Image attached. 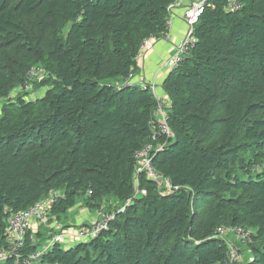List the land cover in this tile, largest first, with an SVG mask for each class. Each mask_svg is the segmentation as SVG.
Masks as SVG:
<instances>
[{
	"label": "trees",
	"instance_id": "1",
	"mask_svg": "<svg viewBox=\"0 0 264 264\" xmlns=\"http://www.w3.org/2000/svg\"><path fill=\"white\" fill-rule=\"evenodd\" d=\"M236 1V12L207 1L195 47L162 83L173 137L153 167L179 188L165 192L136 172L157 99L119 81L145 40L164 38L176 0H0V250L11 216L57 191L50 220L79 200L130 204L96 239L33 264H227L228 227L252 231L237 245L250 248L245 264H264V0ZM32 85L48 91L18 93ZM37 234L23 259L45 249Z\"/></svg>",
	"mask_w": 264,
	"mask_h": 264
},
{
	"label": "built area",
	"instance_id": "2",
	"mask_svg": "<svg viewBox=\"0 0 264 264\" xmlns=\"http://www.w3.org/2000/svg\"><path fill=\"white\" fill-rule=\"evenodd\" d=\"M208 0H200V2H193L191 0L190 5L185 8L183 14V20L186 25L189 27L188 34L186 38L181 41L177 46L175 54L172 58L166 63L165 67L170 70H175L179 64L187 57H189L191 50L195 46V40L193 39V30L195 25L198 23V20L204 10ZM229 4L230 11H238L241 9V5L236 0H226ZM182 0H176L175 5H178ZM173 5L170 8V11L175 8ZM167 32L163 39H167L171 29V19H168L166 23ZM153 39V38H152ZM152 39L146 40L142 43L141 48L145 52L150 49V41ZM46 74L41 69H32L30 71V77L37 79L39 82L45 78ZM150 89L155 93L156 87L154 84L150 86ZM163 100L159 99V114L162 112ZM156 125V123H154ZM161 137H171V132L167 126L165 116H162L161 121H159L155 127V131L152 137V142L146 144L135 156L137 168V174H146L150 179L161 180V176L155 172L152 166V154L155 150H163L165 145L157 143ZM157 144V145H155ZM165 188L170 192L172 190H178L179 188L173 187L169 181L164 182ZM145 191H142V194H145ZM39 203L35 207L29 209L26 212H21L14 215L9 221V228L7 231V241L6 247L0 250V264L8 260H14L15 264H33V262L38 261L43 255L52 249L55 243L61 242L63 237H56L47 246L45 249L38 250L36 253L32 254L30 257L23 259L21 255V249H24L26 246L28 232L31 227V223L34 219H40L42 216V211L45 205ZM125 209H122L124 211ZM115 216L112 214H103L100 219L93 222L91 227L88 229L81 230L77 236L79 239L88 240L91 238L97 237L100 232L104 229H107L110 221L114 220ZM220 237L232 235L236 240L247 243L251 241L252 233L249 230L244 228H221L218 230ZM29 241L36 244V239L32 236L29 237ZM240 261L239 251L236 246L230 245L227 252V264H238Z\"/></svg>",
	"mask_w": 264,
	"mask_h": 264
},
{
	"label": "crops",
	"instance_id": "3",
	"mask_svg": "<svg viewBox=\"0 0 264 264\" xmlns=\"http://www.w3.org/2000/svg\"><path fill=\"white\" fill-rule=\"evenodd\" d=\"M192 1L200 2V0H192ZM190 2L191 0H182L180 4L175 5V8L172 10V13H171L172 27H171L168 38L167 39H163V38L157 39L150 44L151 48L149 49V51H146L141 56H139L138 61H137V70L135 74L131 76L132 83H134L137 86L144 82L157 83L160 86L158 94L160 96H163L165 100H167V97L164 95L162 91V83L164 82L170 70H168L165 66L163 67V64L164 63L166 64V62L171 58L173 53L176 51L177 46L181 43V41L188 34V27L183 20V14H184L185 8L190 5ZM119 82H118L119 85H122V84H125L126 80H121ZM86 209L92 212V210H90L84 205L83 201H79V204L71 210L74 212L79 222L77 224V228L76 227L74 228L78 229L79 227L89 224L91 222V219L93 220L95 219L94 217H96L98 213L96 210H94L93 212L94 214L91 213L92 214L91 217L88 214L89 218L83 219L82 213L85 216ZM51 220H50L51 222L50 224H51V227H55L53 229L55 233L61 232L59 228H62V229L67 228L70 230H75L71 227L70 224H62L61 221L55 217L51 218ZM35 232H38L37 234L39 235L38 240L42 239L40 241V244L44 245L45 242L43 240L48 239L50 235L48 227L39 228V230H36ZM40 233L43 234V237H41L42 235H40ZM232 240L233 242L237 243V240H235L233 236H232ZM70 243L71 241L66 242L63 246L66 248V245H69ZM77 243H78L77 241L74 242V244H72L68 248L75 246Z\"/></svg>",
	"mask_w": 264,
	"mask_h": 264
},
{
	"label": "bare ground",
	"instance_id": "4",
	"mask_svg": "<svg viewBox=\"0 0 264 264\" xmlns=\"http://www.w3.org/2000/svg\"><path fill=\"white\" fill-rule=\"evenodd\" d=\"M229 8V7H228ZM229 11H230V9H228ZM239 11V10H238ZM232 12V11H231ZM234 12H236V11H234ZM201 17V16H200ZM171 19V18H170ZM200 19V18H199ZM199 21V20H198ZM196 26V25H195ZM171 27H172V19H171ZM171 30V29H170ZM150 39H152V38H150ZM149 40V39H148ZM155 40H157V38H154L153 37V39L150 41V44L153 42V41H155ZM146 41V40H145ZM149 44V45H150ZM195 47V46H194ZM193 50V49H192ZM191 50V51H192ZM176 52V51H175ZM175 52L173 53V55L175 54ZM191 54V53H190ZM172 55V56H173ZM172 56H171V58H172ZM190 56V55H189ZM170 58V59H171ZM169 59V60H170ZM186 59V58H185ZM184 59V60H185ZM168 60V61H169ZM183 60V61H184ZM167 61V62H168ZM182 61V62H183ZM166 62V63H167ZM181 62V63H182ZM180 63V64H181ZM166 65V64H165ZM168 69V68H167ZM168 70H170V69H168ZM170 71H172V70H170ZM125 83H127V86L128 87H132V86H137V85H135V84H133L132 83V77H129V78H127L126 79V82ZM152 84H154L155 85V87H156V90H155V93H153L152 91H151V89H150V86L152 85ZM124 86H125V84H124ZM138 87L141 89V90H149L150 92H151V94H153L155 97H156V99H157V102H158V109H157V111H156V113H155V119L154 120H152L151 121V125H154L155 127H156V125H157V123L159 122V121H161V119H162V116H165V119H166V123H167V109L165 108L166 107V100L164 99V97L163 96H160L159 94H158V91H159V85L157 84V83H155V82H151V83H146V82H144V83H142V84H140V85H138ZM159 99H161V100H163V106H162V112L159 114L158 112H159ZM154 123H156V125L154 124ZM167 126H168V124H167ZM155 127H154V129H153V133H152V137H153V134H154V131H155ZM169 127V126H168ZM169 130H170V128H169ZM170 132H171V130H170ZM172 137H173V135H172V132H171V137L170 138H167V137H161L159 140H158V142L157 143H161L162 145H165L164 146V148H163V150L165 149V147L167 146V144H168V141L169 140H171L172 139ZM164 139H166V140H164ZM150 142H152V139H151V141ZM149 142V143H150ZM148 144V143H147ZM155 145H157V144H155ZM145 146V145H144ZM143 146V147H144ZM142 147V148H143ZM162 151V150H161ZM155 153L156 152H160L158 149L157 150H155L154 151ZM154 152H153V154H154ZM153 154H152V166H153ZM154 168V167H153ZM156 172V171H155ZM157 173V172H156ZM141 174H138V177L140 176ZM161 176V175H160ZM148 177V176H147ZM149 178V177H148ZM155 180H157V178H155ZM154 180V181H155ZM166 180H162V177H161V180H158V181H156V182H159L160 184H162L161 185V187L162 188H164L165 189V185H164V182H165ZM168 181V180H167ZM137 182H138V180H137ZM170 182V181H169ZM172 185V184H171ZM166 190H167V188H166ZM142 191H145V190H142ZM142 191H139L141 194H142ZM146 192V191H145ZM165 192H169L168 190L167 191H165ZM147 193H145V194H143V195H146ZM64 198V194L62 193V192H57V191H51L50 193H49V195H48V197L47 198H44V199H42L41 201H39L37 204H35L33 207H35L36 205H38L39 203H43L42 205L44 206L45 205V207L43 208V211H42V216H41V218L40 219H34L33 221H32V223H31V225H39V228H42V227H51V226H49V222H50V213H51V211H52V209H53V206L58 202V200H61V199H63ZM130 204V202H128L126 205H124L121 209H119L118 211H113V212H111V213H109V214H112V215H114L115 216V218H114V220L116 219V217H117V215L118 214H120V213H124L125 211H126V207L128 206ZM33 207H31V208H33ZM31 208H29V209H31ZM28 209V210H29ZM122 209H125L124 211H122ZM27 210V211H28ZM22 212H26V211H22ZM18 213H21V212H18ZM18 213H16V214H18ZM16 214H13L12 216H11V218L14 216V215H16ZM103 214H107V213H103V211L101 210L100 212H98V214H97V216H98V219L97 220H99L100 219V217H101V215H103ZM11 218H10V220H11ZM114 220H112V221H114ZM112 221H110L109 222V224L112 222ZM93 222H95V221H91L89 224H87V225H85V226H82V227H80V229L78 230V233L81 231V230H83V229H88V228H90L91 227V225H92V223ZM109 224H108V227H109ZM107 227V228H108ZM55 227H51V229L53 230ZM229 228V227H228ZM238 228H242V227H238ZM57 229V228H56ZM245 229V228H244ZM59 230H61V232L60 233H52V237L49 239V243L54 239V238H56V237H60V236H62L63 237V240L61 241V242H57V243H55L54 244V246L56 245V244H61V245H64L66 242H70L71 241V237H70V233H69V231H70V229H62V228H59ZM104 230H107V229H104ZM104 230H102L101 232H100V234L104 231ZM246 230H248V229H246ZM35 232L34 231V229H30L29 230V232H28V236H29V234H30V232ZM250 231V230H249ZM251 233H252V231H250ZM99 234V235H100ZM99 235L97 236V237H99ZM33 238H35V236L32 234L31 235ZM220 236V235H219ZM228 236H232V235H228ZM97 237H95V238H91V239H88V240H82V239H79L78 238V240H77V242H89L90 240H93V239H96ZM225 237V236H224ZM234 237V236H233ZM252 237H253V234H252ZM235 238V237H234ZM236 239V238H235ZM238 241V240H237ZM238 242H240V241H238ZM252 242V238H251V241L250 242H247V243H243V244H249V243H251ZM240 243H242V242H240ZM230 245H234V246H236L237 247V249H238V251H239V255H240V261H239V263L242 261V256H241V250H240V248L238 247V245H237V243H235V242H233L232 240H229L228 241V250H229V246ZM228 250H227V252H228ZM227 255V254H226ZM10 261H12L13 262V264H15V261L14 260H8V261H6V262H3V263H1V264H7V263H9Z\"/></svg>",
	"mask_w": 264,
	"mask_h": 264
},
{
	"label": "rangeland",
	"instance_id": "5",
	"mask_svg": "<svg viewBox=\"0 0 264 264\" xmlns=\"http://www.w3.org/2000/svg\"><path fill=\"white\" fill-rule=\"evenodd\" d=\"M188 27V26H187ZM188 31H189V27H188ZM186 38V37H185ZM184 38V39H185ZM183 39V40H184ZM182 40V41H183ZM153 47V46H152ZM151 48V47H150ZM147 51H149V50H147ZM146 52V51H145ZM165 66V63L163 64V67ZM40 82H42V80L40 81ZM134 84V83H133ZM124 86V85H123ZM125 87H128L127 86V83H125ZM48 90L46 89V88H44V87H42V88H37V89H34V85H32V86H29L28 88H27V90H25V91H23V90H18V93L21 95V94H23V95H25V98L27 99V100H37V99H40V98H42L43 97V95H45L46 94V92H47ZM0 109H1V106H0ZM0 114H1V111H0ZM79 201H82V200H79ZM105 202H106V204L104 205V207H103V213H107V214H109V213H111V212H113L115 209H117V207L115 206V200H114V198H108L107 200H105ZM91 210V209H90ZM94 212V210H92V212H90L89 210H87L86 209V211H85V213H86V215L84 216L83 215V213H82V217H83V219H88L89 217H88V214L90 215V217H91V213H93ZM94 214V213H93ZM98 214V213H97ZM95 219L93 220V219H91V221H97V219H98V216L96 215V217H94ZM61 223L62 224H70L71 225V227L73 228V229H75V230H70L69 231V233H70V237H71V243L69 244V245H66V248H68L69 246H71L72 244H74V242H76L77 240H78V236H77V234H78V230L80 229V227L78 228V229H76L77 228V224L79 223L78 222V219H77V217L75 216V214H74V212L73 211H69L66 215H64V216H62V218H61ZM51 222H49V226H51V224H50ZM74 227H76V228H74ZM30 229H34V231H36V230H39V225H31V227H30ZM64 229H67V228H64ZM49 230H52L51 229V227H49ZM49 238H51L52 237V232H49ZM44 242H45V244L44 245H41L42 247L41 248H46L47 246H49V240L48 239H44L43 240ZM37 243H39V240L37 239ZM64 247V246H63ZM241 247V249L244 251L243 253H241V256H242V258H243V262H242V264L244 263H247L248 262V259L251 257V255H250V248H249V246H240Z\"/></svg>",
	"mask_w": 264,
	"mask_h": 264
}]
</instances>
